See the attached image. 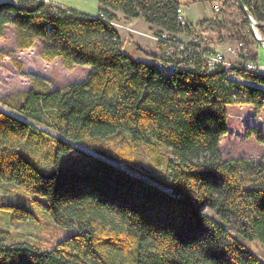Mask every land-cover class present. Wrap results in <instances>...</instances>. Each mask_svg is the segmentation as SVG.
Segmentation results:
<instances>
[{"label":"trees","instance_id":"1","mask_svg":"<svg viewBox=\"0 0 264 264\" xmlns=\"http://www.w3.org/2000/svg\"><path fill=\"white\" fill-rule=\"evenodd\" d=\"M191 1L98 0L97 15L0 1V37L9 25L18 49L40 39L45 60L90 67L58 88L33 75L29 89L0 98V182L36 195L55 224L77 230L46 249L0 227V264H264L251 247H264V154L224 159L219 150L228 105L264 108V74L238 69V81L196 53L171 70L158 67L159 54L135 60L111 23L121 11L172 39L195 35L198 47L213 33L219 43L241 42L245 59L257 62L235 0L221 1L219 19L182 27L177 9ZM242 1L264 37V0ZM245 134L264 142L253 128ZM67 156L80 167L67 166Z\"/></svg>","mask_w":264,"mask_h":264},{"label":"rangeland","instance_id":"2","mask_svg":"<svg viewBox=\"0 0 264 264\" xmlns=\"http://www.w3.org/2000/svg\"><path fill=\"white\" fill-rule=\"evenodd\" d=\"M66 1L72 4H78V6L87 5L89 8H92L93 6L92 10L97 11L95 7L97 6V3H95L97 0ZM181 1L186 3L188 2V0ZM214 1H219L221 3L222 0H213L212 3H214ZM186 7L188 14H193L196 12L197 14L203 15L207 13L213 16L215 13L213 4L207 1H191V3L183 6L184 14L186 12ZM114 21H116L118 25L114 23L113 26L116 27L118 32L122 33L121 38L123 43V51L129 54L135 60L145 61L147 56L142 51V48H150V45L154 46L157 44L153 43L144 33H148L153 30L141 29L137 26H133L132 24H128L126 21H123V19H115ZM203 37L206 36L203 34ZM187 39L181 41H187ZM253 41L254 44L252 47L253 51L257 55V62L259 64H264V47L260 44H257L254 39ZM204 42L205 40H203V43ZM12 44V35L9 33L5 39V49L6 53L11 55L12 59H6L4 61L0 59V95L26 90L25 88L29 82L31 85V80L29 81L28 79H31L33 75L39 76L37 74H32L30 71L32 69H37L38 71L41 70V67H22L23 60L21 55H23V51L15 50L14 47L11 46ZM228 44V42L225 44V51L230 53L227 50ZM39 47H42V40L37 39L35 44L30 48L38 50ZM0 51L4 50L2 49ZM217 51L222 52L225 56L224 51ZM55 67H57V71L54 73V78L50 80L48 79L52 87H55L57 84L61 85L67 83L71 79L76 81V79L82 74L81 68H77L78 70L72 72L65 68L62 64L61 58L55 62ZM228 106L227 131L220 137L219 140V150L223 158H259L262 154H264V142L260 143L257 140L255 134L246 135L245 131L248 128H253L255 131L261 132L264 137V108L258 112H255V108L251 104L239 103ZM38 127H43L49 132L54 133L52 129L46 128L45 126L39 125ZM66 161V165L69 167H80V164L77 163L75 159L71 160L69 156L66 157ZM87 165L88 161H86V163L81 166ZM36 198V195L28 193L14 184L0 182V227L10 230L12 234V241H27L41 245L43 248L48 249L53 247L57 242L77 231L76 229L64 228L55 224L48 216L45 209L39 207L36 204ZM15 207H23L29 210L32 212V216L28 217L23 215L20 211L15 209ZM203 211L209 215H213V210L207 206H204ZM231 232L233 233L234 231L231 230ZM251 247L260 256H262V258H264V247L259 245L257 242L252 243Z\"/></svg>","mask_w":264,"mask_h":264},{"label":"built area","instance_id":"3","mask_svg":"<svg viewBox=\"0 0 264 264\" xmlns=\"http://www.w3.org/2000/svg\"><path fill=\"white\" fill-rule=\"evenodd\" d=\"M51 3L52 8L57 9V7L65 8V6L60 5L58 3L46 1ZM213 9L214 15L212 19H219L220 16L218 13L222 8V4L219 1H214ZM54 9V11H56ZM101 17L103 14H99ZM177 19L180 26L185 27L188 23V20L183 13V7L180 6L177 9ZM112 24L116 23V21H111ZM118 25V23H116ZM153 43L159 45L160 42H165L168 44V48L165 50H160L159 58L155 61L158 67H166L167 69H175L176 67H180L181 64H177L175 60H184L191 56L192 53L198 54V56L203 60L205 65L209 69H213L217 65H220L229 71V76H236L238 81L242 80V78L238 75V69H245L248 71L257 72L260 74H264V64H259L258 62H254L251 60H246V52L242 51L243 44L241 42H228L227 50L233 55L234 59L228 60L225 58L222 52H219L215 49L208 47H198L199 38L195 35H189L187 41H181L178 38L172 39L170 34L167 31H151L148 33H144ZM194 46V47H193ZM242 55V56H241ZM171 57L170 60L164 61L163 58ZM192 65V62L190 64Z\"/></svg>","mask_w":264,"mask_h":264},{"label":"crops","instance_id":"4","mask_svg":"<svg viewBox=\"0 0 264 264\" xmlns=\"http://www.w3.org/2000/svg\"><path fill=\"white\" fill-rule=\"evenodd\" d=\"M0 1H4V0H0ZM8 1H16V0H8ZM44 1H50V2H54V3H58L60 5H63L67 8H71V9H75V10H78L80 12H83V13H87V14H92V15H97L98 14V7L100 6V4L98 3V0L95 1V3H97V6L96 10H92L93 9V6L92 8H89L87 5L85 6H78V4H72L66 0H44ZM115 14H116V19H123V21H126L128 24H132L133 26H137L141 29H151L153 31L155 30H158V27L156 26H153L149 23H146L144 20H142L141 18H130V17H127L125 16L121 11H115ZM185 16L187 17L188 21L196 26L197 22L202 20V19H208V18H211L212 15H209V14H197L196 12L193 13V14H188L187 13V7H186V12H185ZM11 34L12 35V42L13 44L11 45L12 47H14L15 50L17 51H23V55H21L22 57V60H23V66L22 67H41L40 71H38L37 69L35 70H31L30 72L32 74H37L39 76H41L42 78H45V79H52L54 78V73L57 71V67H55V62L57 60H59L60 57H56L54 58L53 60L51 61H47L45 60L41 53H40V50L41 48L39 47V49H34V48H30L28 50H22V49H18L17 46H16V33H15V30L12 26H9V25H6L4 26V35L0 37V50H4L2 51L1 55V60L4 61L6 59H12L11 55H8L6 53V49H5V39L7 37L8 34ZM120 35H122L121 32H119ZM204 35L206 37V41L203 43L205 46L207 47H210V48H213V49H217V50H221V51H224V54H225V57L228 59V60H232L234 57L231 53H228L225 51V43H217L216 42V36L213 34V33H204ZM189 36V34L187 32H182L178 35L179 39L180 40H185L187 39V37ZM182 38H185V39H182ZM9 50V49H7ZM142 51L146 54L147 56V59L145 61H148V62H151L153 60V58L151 56H149L148 53H154V54H158L160 52V46L159 45H150V48H142ZM0 60V61H1ZM62 60V59H61ZM1 64V62H0ZM77 68H81V72L82 74L80 75L79 78L76 79V81H79V80H82L85 78V76L87 75V73L89 72L90 70V67L88 65H74L71 69H68L69 71H76L78 70ZM25 72V71H24ZM74 76V75H73ZM77 76V75H75ZM30 81V79H28ZM75 80L71 79L70 81H68L67 83H64V84H57L55 87L51 86L52 88H58V87H61V86H64L70 82H73ZM51 84V83H49ZM31 87L30 85V82L29 84L27 85V87L25 89H29ZM7 94V93H6ZM6 94H1L0 95V98ZM1 108L7 110L5 107L1 106ZM227 108H229V106H227ZM229 110V109H228Z\"/></svg>","mask_w":264,"mask_h":264},{"label":"water","instance_id":"5","mask_svg":"<svg viewBox=\"0 0 264 264\" xmlns=\"http://www.w3.org/2000/svg\"><path fill=\"white\" fill-rule=\"evenodd\" d=\"M238 7L242 10L244 16L247 19L248 22V29L252 34L253 39L257 42V44H260L264 47V37L261 36L259 33V27L261 26V23H259L250 13L248 7L244 4L242 0H235Z\"/></svg>","mask_w":264,"mask_h":264}]
</instances>
